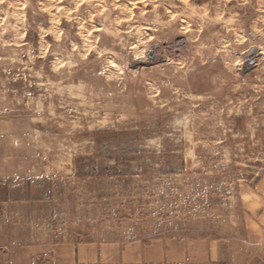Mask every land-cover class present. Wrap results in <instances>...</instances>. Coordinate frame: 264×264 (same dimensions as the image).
Masks as SVG:
<instances>
[{"label":"rangeland","instance_id":"1","mask_svg":"<svg viewBox=\"0 0 264 264\" xmlns=\"http://www.w3.org/2000/svg\"><path fill=\"white\" fill-rule=\"evenodd\" d=\"M1 179L58 239L255 231L264 0H0Z\"/></svg>","mask_w":264,"mask_h":264},{"label":"crops","instance_id":"2","mask_svg":"<svg viewBox=\"0 0 264 264\" xmlns=\"http://www.w3.org/2000/svg\"><path fill=\"white\" fill-rule=\"evenodd\" d=\"M19 184L0 180V264H264V214L255 215L252 233L197 243L177 257L140 241L58 239L41 214L47 200L37 198L34 183Z\"/></svg>","mask_w":264,"mask_h":264}]
</instances>
